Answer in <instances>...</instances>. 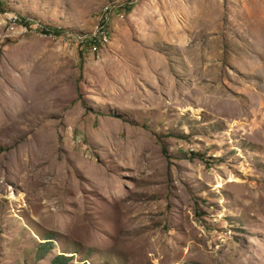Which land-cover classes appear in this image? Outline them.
<instances>
[{
    "label": "rangeland",
    "instance_id": "374dc122",
    "mask_svg": "<svg viewBox=\"0 0 264 264\" xmlns=\"http://www.w3.org/2000/svg\"><path fill=\"white\" fill-rule=\"evenodd\" d=\"M109 1L0 0V264H264V0Z\"/></svg>",
    "mask_w": 264,
    "mask_h": 264
},
{
    "label": "built area",
    "instance_id": "2783aa9c",
    "mask_svg": "<svg viewBox=\"0 0 264 264\" xmlns=\"http://www.w3.org/2000/svg\"><path fill=\"white\" fill-rule=\"evenodd\" d=\"M138 1L139 0H110L107 2L102 7L99 20L94 25L93 29L89 32L78 34L77 43L82 48H87L88 51H101L110 42L111 31L109 23L111 15L116 13L123 16L126 9L131 8ZM17 20H19V18L14 16L13 21L16 22ZM22 26L24 29H27L29 25L24 23ZM45 30L48 31L45 33H50L49 31H52V29L49 28H46Z\"/></svg>",
    "mask_w": 264,
    "mask_h": 264
},
{
    "label": "trees",
    "instance_id": "16d2710c",
    "mask_svg": "<svg viewBox=\"0 0 264 264\" xmlns=\"http://www.w3.org/2000/svg\"><path fill=\"white\" fill-rule=\"evenodd\" d=\"M128 10H129V8H128ZM25 21H27V20H25ZM24 21V23L25 24H28L27 22H25ZM45 32H48V31H46V30H44ZM52 31L54 32V33H58V31L57 30H55V29H52ZM65 259H67L65 256H62V255H58V256H56L53 260H52V264H56V262H57V260L60 262V263H64L65 262Z\"/></svg>",
    "mask_w": 264,
    "mask_h": 264
}]
</instances>
